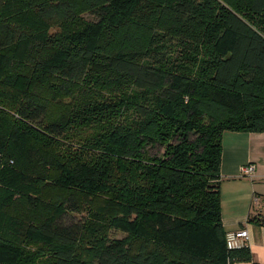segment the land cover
<instances>
[{
    "label": "trees",
    "instance_id": "16d2710c",
    "mask_svg": "<svg viewBox=\"0 0 264 264\" xmlns=\"http://www.w3.org/2000/svg\"><path fill=\"white\" fill-rule=\"evenodd\" d=\"M228 132L264 133V0H0V264H254Z\"/></svg>",
    "mask_w": 264,
    "mask_h": 264
},
{
    "label": "crops",
    "instance_id": "0c3cea01",
    "mask_svg": "<svg viewBox=\"0 0 264 264\" xmlns=\"http://www.w3.org/2000/svg\"><path fill=\"white\" fill-rule=\"evenodd\" d=\"M249 164L255 166V172L243 176L241 169ZM221 175L224 230H248L253 263L264 264V133H225Z\"/></svg>",
    "mask_w": 264,
    "mask_h": 264
},
{
    "label": "built area",
    "instance_id": "2783aa9c",
    "mask_svg": "<svg viewBox=\"0 0 264 264\" xmlns=\"http://www.w3.org/2000/svg\"><path fill=\"white\" fill-rule=\"evenodd\" d=\"M255 172V166L252 164L246 165L241 169L243 176L251 177ZM256 201H258L256 199ZM250 233L246 229L229 232L226 234V242L229 250H237L248 247Z\"/></svg>",
    "mask_w": 264,
    "mask_h": 264
}]
</instances>
